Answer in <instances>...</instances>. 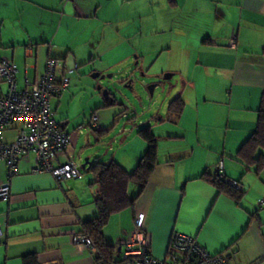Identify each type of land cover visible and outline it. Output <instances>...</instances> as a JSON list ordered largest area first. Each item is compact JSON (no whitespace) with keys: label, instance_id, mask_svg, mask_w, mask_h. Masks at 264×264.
<instances>
[{"label":"crops","instance_id":"0c3cea01","mask_svg":"<svg viewBox=\"0 0 264 264\" xmlns=\"http://www.w3.org/2000/svg\"><path fill=\"white\" fill-rule=\"evenodd\" d=\"M145 33L170 34V44L185 50L178 67L188 71L177 68L172 76L179 75L183 85L185 78L189 92L180 93L184 108L175 122L166 111L156 122L148 120L157 137L156 165L134 206L110 217L104 240L114 246L117 259L135 216L142 214L156 259L165 258L177 232L194 237L210 253H222L230 264H264V168H247L236 155L255 128L258 108L264 107V0H0V60L15 66L19 90L26 78L42 74L48 57L77 68L98 57L93 51L99 47L112 49L115 41L133 40L139 46ZM74 74L68 87L50 99V107L70 134L58 161L72 155L80 166L83 160L77 162L74 153L81 120L73 121L86 109L88 125L106 128L100 125L101 113L91 123L96 106L91 112L89 103L72 114ZM6 89L0 81V95ZM20 127L10 124L1 140L11 142ZM88 140L89 135L79 153H86ZM129 143L105 160L92 152L90 165L113 159L133 169L146 143ZM34 168L31 151L20 156L17 174L9 179L0 161V185L9 181L8 197L0 198V264H24L28 255L40 264H96L93 249L71 240L82 221L96 216L94 177L57 181ZM84 172L92 174L89 168ZM203 172L238 181L240 199L199 178ZM135 190L129 185L128 192Z\"/></svg>","mask_w":264,"mask_h":264},{"label":"built area","instance_id":"2783aa9c","mask_svg":"<svg viewBox=\"0 0 264 264\" xmlns=\"http://www.w3.org/2000/svg\"><path fill=\"white\" fill-rule=\"evenodd\" d=\"M59 60L48 57L42 74L35 80L25 79V88L17 89L16 68L7 60H0V81L7 84L6 92L0 95V161L6 165L8 179L17 174V164L22 154L31 151L35 157L34 172H49L57 181L80 179L84 168L67 155L65 161H58L68 144L70 134L60 127L50 108V98L62 93L69 84L72 67L58 66ZM92 123L96 115L91 116ZM14 122L21 123L11 142L1 140L6 127ZM235 190H241L238 181L227 179ZM9 195V181L0 185V198ZM264 205V201L260 202ZM134 227L127 239L121 242L119 264H230L222 253H210L194 237L174 232L171 235L167 258L156 259L151 256L149 241L143 230V215L134 218ZM1 235V228H0ZM76 245L93 249L92 240L85 234H72Z\"/></svg>","mask_w":264,"mask_h":264},{"label":"rangeland","instance_id":"374dc122","mask_svg":"<svg viewBox=\"0 0 264 264\" xmlns=\"http://www.w3.org/2000/svg\"><path fill=\"white\" fill-rule=\"evenodd\" d=\"M161 36L164 37L163 42H158ZM143 38L144 43L139 46L133 40L127 39L115 41L112 49L106 50L101 46L93 51L98 57L92 59L90 63H78V67L74 69V77L78 83L77 95L71 103L72 114L79 111L81 104L83 107L85 103H89L91 112L96 106L94 114H102L100 125L107 129L105 136L97 141L91 134V127L94 128V125H88L90 111L86 109L73 121L76 123L81 120L82 134L79 146L89 135L86 153H79L77 146L74 153L77 162L80 163L94 151L97 156L104 155L102 159L105 160L111 152L128 142L133 144L134 139L141 141L135 127L149 125L148 120L149 123L156 122V116L165 115L167 104L174 96L189 92L185 78V85L179 75L163 79L165 74H172L174 70H178L177 68L188 71L184 65L178 67L181 64L179 55L185 54V50L170 44V34L149 36L145 33ZM61 64L62 62H59L58 66ZM93 73H99L104 77H93ZM151 85H155L152 94L149 92ZM105 94L109 97L108 100ZM91 95L94 97H90ZM110 101L113 102L110 104ZM84 177L93 179L89 172H84Z\"/></svg>","mask_w":264,"mask_h":264},{"label":"trees","instance_id":"16d2710c","mask_svg":"<svg viewBox=\"0 0 264 264\" xmlns=\"http://www.w3.org/2000/svg\"><path fill=\"white\" fill-rule=\"evenodd\" d=\"M62 62H65L64 59ZM60 94H55L52 97ZM108 98L107 96L106 100ZM112 102L110 101V104ZM183 108L184 102L181 96H174L167 104V119L175 122V119L182 113ZM60 127L63 129L61 122ZM91 128L92 134L96 139H101L107 133V129H97L93 128V126ZM135 129L139 138L146 143V149L138 158L133 169L128 170L113 159L108 161L98 160L89 167V171L94 177L93 183L98 187L94 198L97 213L95 217L80 223L79 233L87 235L92 240L93 248L98 252L97 256L94 257L96 264L120 263L119 255L115 259L116 249L112 244L104 240L102 230L113 214L134 206L137 198L148 183L157 162V137L151 129V125L136 127ZM236 155L238 160L247 168L253 167L256 172L264 168V107L260 106L258 108L255 128L241 144ZM199 178L205 179L220 192L227 193L236 200H239L242 196V191L235 190L227 184V178L220 173L213 175L203 172ZM131 184L136 186V190L130 193L128 191ZM167 257L166 253L165 258ZM23 261L24 264H40L35 255L25 256Z\"/></svg>","mask_w":264,"mask_h":264},{"label":"water","instance_id":"95a60500","mask_svg":"<svg viewBox=\"0 0 264 264\" xmlns=\"http://www.w3.org/2000/svg\"><path fill=\"white\" fill-rule=\"evenodd\" d=\"M92 76L93 77H104L103 75H101V74H99V73H93L92 74ZM172 77V74L171 73H167V74H165L164 76H163V79L165 80V79H169V78H171ZM154 86L155 85H151L150 87H149V92H150V94H152V90H153V88H154ZM105 98H107V94H105ZM90 167V161L88 160V158L87 157H85L84 159H83V161H82V163L80 164V168H85V169H88Z\"/></svg>","mask_w":264,"mask_h":264}]
</instances>
